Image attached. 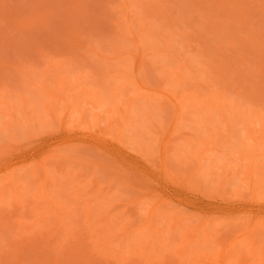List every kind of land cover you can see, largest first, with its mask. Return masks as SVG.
Returning a JSON list of instances; mask_svg holds the SVG:
<instances>
[{"label":"rangeland","instance_id":"374dc122","mask_svg":"<svg viewBox=\"0 0 264 264\" xmlns=\"http://www.w3.org/2000/svg\"><path fill=\"white\" fill-rule=\"evenodd\" d=\"M0 264H264V0H0Z\"/></svg>","mask_w":264,"mask_h":264}]
</instances>
